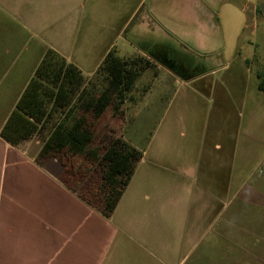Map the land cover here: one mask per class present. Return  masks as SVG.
I'll return each mask as SVG.
<instances>
[{
	"label": "crops",
	"instance_id": "crops-1",
	"mask_svg": "<svg viewBox=\"0 0 264 264\" xmlns=\"http://www.w3.org/2000/svg\"><path fill=\"white\" fill-rule=\"evenodd\" d=\"M143 1L137 0L127 15L129 26ZM186 1L193 14H199L193 15L194 20L202 10L206 18L219 17L211 9L219 0ZM114 5V0H101L100 8ZM162 16L167 20L165 9ZM90 24L89 0H0V132L29 82L37 78L35 72L48 49L59 58H51L52 65L64 69L72 64L83 76L91 62ZM152 25L147 15L142 16L131 36L141 37L136 31ZM162 49L155 40L148 48L138 45L133 57L120 56L109 43L92 73L83 76L82 87L89 85V77L113 51L122 59L148 60L156 74L175 76L181 86L201 98L204 89L192 90L191 86L201 84L213 74V68L183 75L180 68L188 67L185 59L162 53ZM45 76L40 82L49 86L50 75ZM59 117L57 112L52 121ZM186 131L190 135L197 132L194 128ZM47 134L44 129L15 145L0 136V264H132L109 254L110 247L122 242L116 240L117 235L126 237V247L129 243L153 246V240H139L136 237L141 236L136 235L157 228L169 237L162 247L170 249L161 257L151 256L150 264H264V255L256 246L248 247L241 240L248 234L252 241L257 240L255 244L264 243L260 227L246 234L237 225L234 237L227 235L233 227L235 172L232 147L223 138L221 145L212 143L204 157L200 144L187 140L186 133H181V141H174L167 127L154 133L142 148L123 139L141 153V159L113 213L105 218L64 185L63 167L57 158L37 159ZM221 134L223 137V130ZM215 135H219L217 130ZM240 211L241 207L234 214L235 221H239ZM148 215L158 218L155 221ZM202 242L208 248L215 246L216 259L208 252L195 255Z\"/></svg>",
	"mask_w": 264,
	"mask_h": 264
},
{
	"label": "rangeland",
	"instance_id": "rangeland-1",
	"mask_svg": "<svg viewBox=\"0 0 264 264\" xmlns=\"http://www.w3.org/2000/svg\"><path fill=\"white\" fill-rule=\"evenodd\" d=\"M136 3L137 0H114V7L100 8L101 0H89L91 62L83 70L84 78L92 73L91 69L109 43H113L120 56L127 53L133 57L138 45L148 48L155 40L163 48L162 53L185 59L188 67L180 68L183 75L211 68L214 72L201 84L191 86L192 90L204 89L198 98L181 86L175 76L156 74L152 68L145 70L127 94L124 117H113L112 109H107L95 125L90 147L100 155L110 140L121 138L142 148L154 133L167 127L174 141H181V133H186L187 140L200 144L204 157L209 146L214 142L221 145L223 138L228 148L232 147L235 172L233 227L228 229V238L234 237L237 225L246 234L256 226L264 233V93L258 91L256 78V74L264 73V14L261 12L264 0H219L211 7L219 14L218 18H206L202 10L196 20L193 15L199 14H193L189 1L144 0L129 26L127 15ZM162 9L166 10L167 20L162 16ZM145 15L154 25L144 31L139 29L136 32L141 37L133 38L131 30ZM101 76L94 73L89 77V83L97 84L98 90L105 84ZM190 128L197 130L196 135L186 131ZM216 130L219 135H215ZM240 207L239 221H235L234 214ZM147 217L156 221L158 215ZM136 236H141L136 237L139 240H153L154 245L129 243L126 247V237L118 234L116 240L122 242L110 247L109 254H115L120 261L129 259L132 264H150L151 256L161 257L163 251L170 249L162 247L169 237L160 228ZM252 239L248 234L241 236L248 247L255 245L258 253L264 255V243L255 244L257 240ZM195 251V255L208 252L216 259L217 249L208 248L205 242Z\"/></svg>",
	"mask_w": 264,
	"mask_h": 264
},
{
	"label": "trees",
	"instance_id": "trees-1",
	"mask_svg": "<svg viewBox=\"0 0 264 264\" xmlns=\"http://www.w3.org/2000/svg\"><path fill=\"white\" fill-rule=\"evenodd\" d=\"M57 56L48 49L37 68L36 79L27 85L0 136L12 145L48 129L37 159L57 158L63 167L61 180L77 196L108 218L128 185L141 153L121 138L109 141L102 154L90 147L97 121L107 109L113 117H124L127 94L148 60L119 58L109 51L95 71L105 84L82 87L83 76L72 64L64 69L52 65ZM59 60V58H57ZM47 80L49 86L40 81ZM257 89L264 93V73L257 74ZM50 80V81H49ZM60 114L52 121V115ZM52 122V123H51ZM95 173L91 176V173Z\"/></svg>",
	"mask_w": 264,
	"mask_h": 264
},
{
	"label": "water",
	"instance_id": "water-1",
	"mask_svg": "<svg viewBox=\"0 0 264 264\" xmlns=\"http://www.w3.org/2000/svg\"><path fill=\"white\" fill-rule=\"evenodd\" d=\"M261 12L264 14V4L261 6Z\"/></svg>",
	"mask_w": 264,
	"mask_h": 264
}]
</instances>
